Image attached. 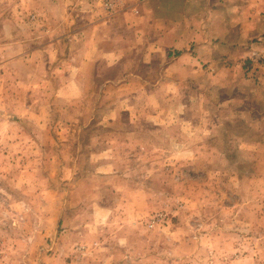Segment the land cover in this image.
<instances>
[{
  "label": "rangeland",
  "instance_id": "1",
  "mask_svg": "<svg viewBox=\"0 0 264 264\" xmlns=\"http://www.w3.org/2000/svg\"><path fill=\"white\" fill-rule=\"evenodd\" d=\"M97 1L0 2V264H264V34L178 72Z\"/></svg>",
  "mask_w": 264,
  "mask_h": 264
},
{
  "label": "crops",
  "instance_id": "2",
  "mask_svg": "<svg viewBox=\"0 0 264 264\" xmlns=\"http://www.w3.org/2000/svg\"><path fill=\"white\" fill-rule=\"evenodd\" d=\"M79 4L80 9L83 8L81 10L92 11L91 16L93 5L95 16L101 10L96 5L97 0H15L13 7L21 20L18 24L20 28L23 29L24 24L39 31L43 28L45 34L42 31L34 33L32 40L47 36L45 41H37L39 45H36L45 48L60 41L56 35L58 27L55 20L62 5L67 10ZM99 5L101 7V1ZM101 14L103 16L102 10ZM30 18L32 20H28ZM114 18L132 35V46L138 47L144 42L148 63H165L167 59H172L179 67L178 72L188 69L196 74L201 63H213L218 68L222 59L237 61L236 58L245 52L240 46L264 34V0H140L135 8H125ZM77 35L80 31H71L61 39L72 41ZM21 41L16 43L17 51L26 47ZM80 44L83 46L82 40ZM175 76L178 79L179 73ZM158 88L161 90L163 84L160 83ZM144 89L145 86H141L139 91Z\"/></svg>",
  "mask_w": 264,
  "mask_h": 264
},
{
  "label": "built area",
  "instance_id": "3",
  "mask_svg": "<svg viewBox=\"0 0 264 264\" xmlns=\"http://www.w3.org/2000/svg\"><path fill=\"white\" fill-rule=\"evenodd\" d=\"M133 5L139 0H129ZM125 0H103V7L105 11L112 13L121 7H124Z\"/></svg>",
  "mask_w": 264,
  "mask_h": 264
}]
</instances>
